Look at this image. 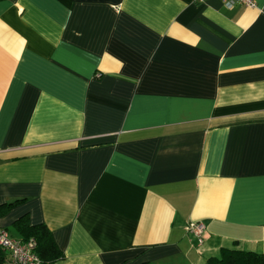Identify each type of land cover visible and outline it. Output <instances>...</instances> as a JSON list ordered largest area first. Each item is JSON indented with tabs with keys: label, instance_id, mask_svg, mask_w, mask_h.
Segmentation results:
<instances>
[{
	"label": "crops",
	"instance_id": "1",
	"mask_svg": "<svg viewBox=\"0 0 264 264\" xmlns=\"http://www.w3.org/2000/svg\"><path fill=\"white\" fill-rule=\"evenodd\" d=\"M22 217L42 264L264 253V0H0V228Z\"/></svg>",
	"mask_w": 264,
	"mask_h": 264
},
{
	"label": "trees",
	"instance_id": "2",
	"mask_svg": "<svg viewBox=\"0 0 264 264\" xmlns=\"http://www.w3.org/2000/svg\"><path fill=\"white\" fill-rule=\"evenodd\" d=\"M15 226L22 234L21 239H35V251L42 262L56 260L62 256V252L56 246L50 231L44 224L32 225L27 218L22 217L15 222ZM4 254L5 251L0 248V262ZM220 260L228 264H264V253L224 249Z\"/></svg>",
	"mask_w": 264,
	"mask_h": 264
},
{
	"label": "built area",
	"instance_id": "3",
	"mask_svg": "<svg viewBox=\"0 0 264 264\" xmlns=\"http://www.w3.org/2000/svg\"><path fill=\"white\" fill-rule=\"evenodd\" d=\"M225 5L232 6L239 3L246 6H254L255 0H223ZM187 230L194 234L201 244L203 241L204 223L191 221ZM34 238L20 239L12 236L6 229L0 228V248L8 255L6 264H42V259L35 251Z\"/></svg>",
	"mask_w": 264,
	"mask_h": 264
}]
</instances>
